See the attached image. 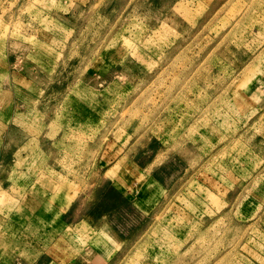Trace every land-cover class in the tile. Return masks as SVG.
Listing matches in <instances>:
<instances>
[{
    "label": "rangeland",
    "instance_id": "1",
    "mask_svg": "<svg viewBox=\"0 0 264 264\" xmlns=\"http://www.w3.org/2000/svg\"><path fill=\"white\" fill-rule=\"evenodd\" d=\"M94 244L264 264V0H0V264Z\"/></svg>",
    "mask_w": 264,
    "mask_h": 264
},
{
    "label": "crops",
    "instance_id": "2",
    "mask_svg": "<svg viewBox=\"0 0 264 264\" xmlns=\"http://www.w3.org/2000/svg\"><path fill=\"white\" fill-rule=\"evenodd\" d=\"M94 250H96L95 254L92 255L90 259L88 260L87 264H108L109 260L112 259V254L111 250L109 249L108 245H101L103 248L100 249V247H97L95 244ZM108 250L109 253H104V250Z\"/></svg>",
    "mask_w": 264,
    "mask_h": 264
},
{
    "label": "bare ground",
    "instance_id": "3",
    "mask_svg": "<svg viewBox=\"0 0 264 264\" xmlns=\"http://www.w3.org/2000/svg\"><path fill=\"white\" fill-rule=\"evenodd\" d=\"M261 3V2H260ZM205 116V115H204ZM209 118V117H208Z\"/></svg>",
    "mask_w": 264,
    "mask_h": 264
}]
</instances>
